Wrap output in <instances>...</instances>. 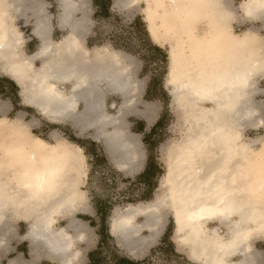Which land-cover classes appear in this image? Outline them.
I'll return each instance as SVG.
<instances>
[{"label":"bare ground","instance_id":"bare-ground-1","mask_svg":"<svg viewBox=\"0 0 264 264\" xmlns=\"http://www.w3.org/2000/svg\"><path fill=\"white\" fill-rule=\"evenodd\" d=\"M262 2L114 0L119 10L143 4L153 41L171 42L166 85L186 126L182 139L167 147L162 193L112 219V234L135 258L164 231L169 209L176 242L196 262L264 264V251L255 244L264 239V136L247 141L244 135L248 128L264 127V106L256 98L264 94V33L256 25L264 22ZM59 8V26L69 32L55 41L45 3L0 0V68L21 87L26 105L52 122H69L81 132L93 129L113 162L133 176L145 154L125 117L138 101L141 82L118 52L106 45L84 47L83 35L92 24L89 0H60ZM27 11L36 16L34 33L41 41L32 55L21 47V33L11 21V12ZM240 19L250 24L237 33ZM202 23L205 29L199 30ZM60 82H71L72 90L65 91ZM108 92L123 96L115 113L107 110ZM9 107L0 100V248L8 247L16 232L13 222L21 219L28 223L34 255L75 264L76 241L89 235L75 217L89 210L82 188L85 155L57 131L52 142L35 135L22 113L5 116ZM146 110L153 116L158 107L148 102ZM140 215L144 223L136 221ZM60 218L70 223L57 227ZM144 228L151 235L141 237Z\"/></svg>","mask_w":264,"mask_h":264},{"label":"rangeland","instance_id":"rangeland-1","mask_svg":"<svg viewBox=\"0 0 264 264\" xmlns=\"http://www.w3.org/2000/svg\"><path fill=\"white\" fill-rule=\"evenodd\" d=\"M39 1L46 3V9L48 8V10H50L55 15L60 13V0ZM240 1L242 0H235L236 4H239ZM143 7V4L139 5L135 9L132 8L130 10H119L114 7V10L121 15V19L101 21L98 24V37L102 41L101 43L108 46V48H110L109 44L113 40H119L121 44L128 47L133 53V56L129 55V57H127L132 59L133 68L135 69V76L138 79L143 80L146 85L149 79L151 80V83H154L151 90L152 95H150L148 99L152 98L149 101H153L151 103H154L158 107V109V105H160L161 110L159 117L161 115L162 122L148 139L147 143L149 145V148L143 142V135H138L143 144L144 154H146V160L144 159L145 164L147 161V157L150 154L152 163L157 168V172L159 173L158 175H153L151 177L150 189L147 183L137 181V174L132 176L120 170V168L111 160L109 155H107L104 149V145L101 143V141H98L93 137V130L80 134L75 129H72L68 122H51L45 116L41 115L37 109L26 105L23 102L21 87L1 68L0 100H3L10 105L9 109L5 112V116L15 118L16 115L22 113L24 115V120L33 123V125L30 127V130L35 135H39L52 142L53 140L51 135L54 133V131H57L65 140L77 143L82 147H86L83 148V151L85 153V161L87 164V176L85 178V183L82 185V188L86 191L85 196L87 198L89 210L85 213L78 214L77 217L81 218L83 221H86L92 228V230L90 228L91 233L93 232V234H95L91 247L88 250H95L99 239V236L97 235L98 230L102 231L105 235V240L96 254V256L101 259V264H118V261L125 256L132 258V262H134L133 264H200L199 262H196L195 260L190 258L187 254V249L179 246L176 242L174 238L175 222L173 214L169 209H166L167 221L163 229L164 231H162V233L159 235L157 241L151 245L146 255L141 258H134L132 255L128 254L121 246L118 239L114 235L113 236L115 238L111 235L112 232L110 233L112 219L121 210L129 207L130 205L154 201L157 194L162 193V191L160 190V184L161 178L167 170V147L170 145V143L172 144L180 141L186 132V126L185 124L181 123L182 118L176 113V105L173 102V97L166 85L167 74L170 65V41L161 44V47L164 48L167 54V61H165L164 63L162 61L154 63L155 59L152 58L150 59V64L146 66L147 68L145 69V73H141L143 64L140 62L139 55L142 56L143 54H151V52L143 47L144 39L142 37V34L138 32L135 33L130 28V25L133 22L134 18L140 16L147 29V24L144 20ZM11 18L20 31H22V29L24 30L23 20L21 19V16H19L15 12H11ZM56 25L57 22L55 19V26ZM95 26H97V23H94L92 29H94ZM200 26L201 29H205L204 23L199 25V29ZM245 27L246 26L235 24L234 31H236L237 33H241L245 29ZM56 28L57 27H55V29ZM66 34L67 32L59 31L56 29L55 38L61 39ZM22 35L24 40L23 47L26 53H33L34 51L39 49H37V46L39 45L37 41H35V45H37L36 48L26 47L28 37L25 34ZM40 61L41 62L38 66L42 64V60ZM261 87L264 89V80L261 81ZM256 98L258 101H261L264 106V94L257 95ZM113 101H116L119 105L120 98L118 96H112L109 98L110 113H115V111L117 110V108L114 109L111 107ZM127 119L128 121L132 122L138 121L140 117L133 116L128 117ZM142 124L144 127V123ZM151 128L152 127H149L146 130V132H148L147 134L150 133V131L152 130ZM140 129L141 128H137L136 131H140ZM244 135L245 140L247 141H249L250 139L262 137L264 136V127L258 129L248 128L245 131ZM99 200L107 202V208L106 211H104V213H106V220L103 224H101L100 217L96 212L94 204L95 201ZM84 218H90L92 220V223L88 222ZM144 219V217H138L136 221L138 223H141L144 221ZM66 222L67 220L61 218L59 219L56 226L61 227ZM15 226L17 229V237L10 240L9 244L11 250L9 253H6L0 258V264H8L10 258L17 256L26 259L30 257V243L24 237V234L29 228L28 223L26 221L17 220L15 222ZM222 228L224 231H226L225 227ZM140 234L144 236L149 235L150 233L147 230H143ZM255 244L258 249H262V251H264V239H258ZM80 247L85 246L80 245ZM40 264L60 263L50 257L44 256L41 259Z\"/></svg>","mask_w":264,"mask_h":264},{"label":"crops","instance_id":"crops-1","mask_svg":"<svg viewBox=\"0 0 264 264\" xmlns=\"http://www.w3.org/2000/svg\"><path fill=\"white\" fill-rule=\"evenodd\" d=\"M105 0H89V2H90V6H91V9H92V12H91V14H90V18H91V20H92V26H90V29H89V32L88 33H86L85 35H83V45H84V47L85 48H88V49H95V48H98V47H101V46H105L103 43H101L102 41L99 39V37H98V32H99V26H98V24L101 22V21H103V20H99V19H96V17H95V14H96V12L99 10V11H101L103 8H108V10L111 12V13H117L118 15H120L118 12H116L115 10H114V1L113 0H110L111 1V3L109 4V5H107V3L106 2H104ZM235 1V0H234ZM236 3V2H235ZM46 4V3H45ZM109 6V7H108ZM46 7H47V5H46ZM47 10V13L49 14V15H51L52 17H51V24L53 25V29H52V32H51V38L53 39V40H55V41H59V40H61V39H56L55 38V32H56V29L57 30H59V31H63V32H69V29H62V28H60V26H59V20H58V18H59V15L58 14H60V13H58L57 15H55L54 13H52L50 10H48V8L46 9ZM60 10V9H59ZM16 13V12H15ZM19 16H21V19L23 20V28H24V30L22 29V31H20L18 28H17V26H16V24L13 22V20L11 19V21H12V24L15 26V29L17 30V31H19L20 33H21V37H22V40H21V47L24 49V47H23V45H24V40H23V35L22 34H25L27 37H28V40H27V42H26V47H28V48H30V47H32V48H36V46L37 45H35V41H37L38 43H39V45L37 46V49L38 48H40V46H41V41H40V38L38 37V35L37 34H35L34 33V25H33V23L35 22V20H36V16L31 12V11H27V12H25V13H17ZM102 15V14H101ZM121 16V15H120ZM55 19H56V22H57V25L55 26ZM135 19V18H134ZM144 20H145V16H144ZM146 22V21H145ZM249 22V20L247 21V20H241L240 19V24L242 25V26H248L249 24H246V23H248ZM94 23H97V26H95L94 27V29H92V27H93V25H94ZM147 24V23H146ZM256 25L257 26H260L261 28V30H260V32H261V34H263L264 33V22L263 21H257L256 22ZM55 27H57L56 29H55ZM234 28H235V25H234ZM199 30H202L201 29V26H200V29ZM147 31H148V29H147ZM149 33V32H148ZM150 35V34H149ZM151 37V36H150ZM91 38H93V39H91ZM152 39V38H151ZM153 40V39H152ZM153 43L155 44V45H157L158 47H160V48H162L159 44H157L156 42H154L153 41ZM110 48H112L111 50H114V51H116V52H118L120 55H121V57H122V60L123 61H128V62H131V66L133 67V64H132V59L131 58H128L129 57V55H131V56H133L132 54V51H130V49L128 48V47H126V46H124L123 44H121L120 43V41L119 40H116V41H111L110 42ZM143 47L145 48V49H147V50H149L150 51V49H148V47L146 46V44H145V42L143 43ZM163 50H164V48H162ZM37 51V50H36ZM36 51H34L33 53H27V54H29V55H31V54H34ZM126 52V53H125ZM151 52V51H150ZM125 54H127V55H125ZM148 54H150V53H148ZM148 54H143L142 56H140L139 55V58H140V62L143 64V67H142V70H141V73L142 74H144L145 73V65H146V63H147V61H146V57H145V55H148ZM128 56V57H127ZM41 61L39 60H37V62H36V64L37 65H39V63H40ZM134 69V68H133ZM133 75H134V78L135 79H137L138 81H140L141 82V91H140V93H139V96H138V101L136 102V103H134V107L127 113V115H126V117H125V119H126V121L128 122V128H129V130L131 131V132H133V133H136V134H138L139 136L142 134L143 135V142L146 144V146L149 148V145H148V143L144 140V137H145V135L148 133V132H146V130L149 128V127H154L156 124H157V122L160 120V118H161V115H160V117H159V114H160V110H161V107H160V105H158L157 103V105L159 106V109H158V111H157V113L156 114H153V116H151L150 114H149V112L146 110V103H148V102H153V101H149V99H148V97L150 96V95H148V91H149V87H150V84H151V80L149 79V81L147 82V85L144 83V81L143 80H140V79H138L136 76H135V69H134V71H133ZM11 77V76H10ZM18 84V83H17ZM60 85V87H62L65 91H67V92H70L71 90H72V88H73V84L70 82V83H64V82H60L59 83ZM68 87V88H67ZM144 91V92H143ZM144 93V94H143ZM142 94H143V97H142ZM112 96H118L119 98H120V104L118 105L117 104V102L116 101H113L112 102V104H111V107L112 108H120V106H121V103H122V101H123V96L119 93V92H108L107 93V95H106V106H107V110H108V112H109V98L110 97H112ZM115 104V105H114ZM114 106V107H113ZM34 108V107H33ZM83 108V103L82 102H80L79 103V106H78V109H82ZM9 109V108H8ZM117 111V110H116ZM115 111V112H116ZM133 116H137V117H140V119H142V120H138V121H128V117H133ZM51 121V120H50ZM143 121V122H142ZM52 122V121H51ZM69 123V122H68ZM142 123H144V127H143V124ZM70 124V126H71V128L72 129H75L76 131H78L80 134H83V133H86L87 131H90V130H93V129H87V130H85L84 132H81L79 129H78V127H76V126H74L73 124H71V123H69ZM149 124H151V125H149ZM142 125V126H141ZM137 128H141L140 129V131H136L137 130ZM151 128V129H152ZM94 131V130H93ZM94 133V132H93ZM93 137H94V134H93ZM95 138V137H94ZM64 139V138H63ZM96 139V138H95ZM96 140H98V139H96ZM49 141V140H48ZM98 141H101V140H98ZM51 142V141H50ZM71 142V141H70ZM74 143V142H73ZM101 143L104 145V143L101 141ZM75 144H77V143H75ZM77 145H79V144H77ZM81 148H82V151H83V148H86V147H82L81 145H79ZM104 149H105V151H106V148H105V145H104ZM83 153H84V151H83ZM106 153H107V151H106ZM84 155H85V153H84ZM107 155H108V153H107ZM110 157V156H109ZM145 157H146V154H145ZM149 158H150V154L148 155V157H147V161H146V164H145V162L143 163V167L141 168V171H139L138 173H136L137 174V176H136V178L139 176V175H141V174H143L145 171H146V168H147V166H148V162H149ZM145 160H146V158H144ZM112 160V159H111ZM113 161V160H112ZM135 174V175H136ZM103 203H106L107 204V202H105V201H103V200H99V201H95V208H96V212H97V214L99 215V217H100V221H101V224H103V223H105L104 221L106 220L105 219V217L106 216H104V213H103V211H101L102 210V204ZM80 213H85V212H78V213H76V215H75V217H76V220L77 221H79V222H83V223H85L86 224V226L85 227H87L88 228V231H89V235H88V237H86L85 236V238L82 240L81 238L80 239H78L77 241H76V249H78L79 250V255H78V258H77V261L75 262V264H101L102 263V261H101V259L100 258H98L97 256H96V254H97V251H98V249L101 247V245L103 244V242H104V240H105V235L103 234V232L102 231H100V230H98V233H97V235L99 236V239H98V244H97V246H96V248H95V250L94 251H91V250H88L90 247H91V244H92V242H93V240H94V235L95 234H93V232L91 233V231H90V226L88 225V223L86 222V221H83L81 218H79V217H77V215L78 214H80ZM139 217H144V216H142V215H140ZM138 218V217H137ZM136 218V219H137ZM145 218V217H144ZM61 219V218H60ZM62 219H65V220H67V222L64 224V225H67V224H69L70 223V220H69V218L67 219V218H62ZM85 220H87L88 222H90V223H92V220L89 218H84ZM20 221H25V220H21V219H19ZM17 220H15L14 222H13V225L15 226V222H16ZM59 221V220H58ZM145 222V219H144V221L143 222H141V223H144ZM58 223V222H57ZM63 225V226H64ZM111 228V227H110ZM15 230H16V232H15V234H14V236H13V238L12 239H15L16 237H17V229H16V226H15ZM91 230H92V228H91ZM143 230H147V231H149V235H151V231L149 230V228H144V229H142L141 231H143ZM28 231H29V228H28V230H27V232L24 234V237L29 241V243H30V238H28ZM71 231V230H70ZM141 231H140V233H141ZM110 233H111V229H110ZM139 233V235L141 236V237H146V236H149V235H144V236H142L141 234ZM108 235H110V234H108ZM111 235L113 236V234L111 233ZM108 237V236H107ZM114 237V236H113ZM115 238V237H114ZM158 239V238H157ZM157 239L156 240H154L151 244L150 243H148V245H147V248H146V250H144L143 251V253H142V256H140L139 258H141V257H143L144 255H146V253L148 252V250H149V248L151 247V245L153 244V243H155L156 241H157ZM11 240V239H10ZM9 243H10V241H9ZM80 245H84L85 247H80ZM146 245V244H145ZM8 248V249H7ZM6 249H1L0 248V258L2 257V256H4L6 253H9L10 252V250H11V248H10V244H8V247H7ZM125 250V249H124ZM128 254H129V252L127 251V250H125ZM21 253H22V251H21ZM44 256H46V257H49V256H47V255H45V254H43V253H41L39 256H36V255H34V253H32V251H31V243H30V257L28 258V259H26V258H23V257H13V258H10L9 259V262H8V264H11L10 262L12 261V260H15V262H17V264H40L41 263V259L44 257ZM132 257V256H131ZM134 257V256H133ZM135 258V257H134ZM143 259V258H142ZM134 263V262H133ZM132 263V258H130V257H128V256H125V257H123L122 258V261H118V264H133ZM61 264V263H60Z\"/></svg>","mask_w":264,"mask_h":264},{"label":"trees","instance_id":"trees-1","mask_svg":"<svg viewBox=\"0 0 264 264\" xmlns=\"http://www.w3.org/2000/svg\"><path fill=\"white\" fill-rule=\"evenodd\" d=\"M104 2H106L107 5H109L111 3L110 0H105ZM95 17H96V19H99V20H109V21L110 20H115V19H121V16L120 15H118L117 13H111L108 10V8H103L101 11L98 10L96 12V14H95ZM130 26H131L130 28L135 33L138 32V33L142 34V37L144 39V42H145L146 46L151 51V54L145 55L146 61H147L146 65H145V69L147 68L146 66L150 64V59H152V58L155 59L154 60V63H156L158 61L159 62L162 61L164 63L165 61H167V54H166L165 50H163L162 48L158 47L157 45H155L153 43V40L151 39V37H150V35H149V33H148L147 29H146V26L143 23L142 18L140 16H137L133 20V22L131 23ZM91 39H93V38H91ZM114 41H116V40H113V42ZM153 84L154 83H151L150 84L149 91H148V95H152V91L151 90H152ZM151 99H149V100H151ZM161 122H162V117L157 122V124L152 128V130L150 131V133L145 135L144 140L146 142L151 137V134L153 132H155L156 129L160 126ZM158 174L159 173L157 172V168L152 163V159L150 157L149 158V162H148V166L146 168V171L143 174L139 175L136 179H137V181H141V182L147 183L148 186H149V189H150L151 177L153 175L156 176ZM106 208H107L106 203H103L102 204V210L101 211H103V213H104V211H106ZM104 216H106V213H104ZM119 261H122V259H120Z\"/></svg>","mask_w":264,"mask_h":264},{"label":"snow or ice","instance_id":"snow-or-ice-1","mask_svg":"<svg viewBox=\"0 0 264 264\" xmlns=\"http://www.w3.org/2000/svg\"><path fill=\"white\" fill-rule=\"evenodd\" d=\"M228 6L231 7L232 5L229 4ZM249 7L255 8L256 5L255 4H251V5H249ZM258 8H259V15H260L261 19H264V2L260 3Z\"/></svg>","mask_w":264,"mask_h":264}]
</instances>
